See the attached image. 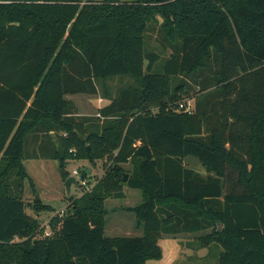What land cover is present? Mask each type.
I'll use <instances>...</instances> for the list:
<instances>
[{
	"label": "trees",
	"instance_id": "1",
	"mask_svg": "<svg viewBox=\"0 0 264 264\" xmlns=\"http://www.w3.org/2000/svg\"><path fill=\"white\" fill-rule=\"evenodd\" d=\"M77 94L108 102L79 114ZM32 158L103 172L43 224ZM125 187L142 233L108 236ZM198 232L214 264H264V0H0V264H147Z\"/></svg>",
	"mask_w": 264,
	"mask_h": 264
},
{
	"label": "rangeland",
	"instance_id": "2",
	"mask_svg": "<svg viewBox=\"0 0 264 264\" xmlns=\"http://www.w3.org/2000/svg\"><path fill=\"white\" fill-rule=\"evenodd\" d=\"M119 1H131V0H119ZM160 20V18H159ZM147 44L149 48H153L157 46L158 43V24H151L149 29L147 30ZM146 44V46H147ZM114 80L112 83H115ZM66 98L71 100L77 107V111L79 114H93L96 112V105L101 106L108 102L107 99L100 97L99 95H86V94H77V95H67ZM192 102V100H191ZM193 103V102H192ZM27 170L30 176L37 182V186L41 187V196L44 203H47L55 209L56 212L64 209L67 200L63 199V196H78L83 191L82 179L80 177L82 172L87 173L88 177L93 182L98 176H100L103 172L101 161L97 160L94 163L89 162L88 160H69L66 164V170L69 172L70 176H73L75 182L71 183L70 190L67 192L64 184V180L62 179L57 167L52 168L50 165H45L46 169H49L45 173H42L41 170H37L35 168V160H25L24 161ZM185 163L188 166H191L198 170L201 173H205L204 168L198 163V161L194 157H187L185 159ZM75 169L78 174H73L72 170ZM46 175V176H44ZM89 183H86L85 187H88ZM124 191L128 194L123 198H110L105 202V206L108 209V214L106 215V235L114 236L112 232L109 231L108 226L112 224L113 221L119 220L122 223H132L134 224V214L128 211H112V208H119L120 206L126 205H134L138 201H140L141 196L140 192L137 189H132L129 187H125ZM24 198L26 201L32 200V195L30 193V187H26V191L24 194ZM63 211V210H62ZM27 212L33 214L31 209L27 208ZM61 212V211H60ZM50 213H42L41 221L44 222ZM45 215V216H44ZM124 221V222H123ZM119 234V232H116ZM213 260L207 261L205 264H214ZM147 264H166L164 260H149ZM180 264H187L186 262H181ZM203 264V263H200Z\"/></svg>",
	"mask_w": 264,
	"mask_h": 264
},
{
	"label": "crops",
	"instance_id": "3",
	"mask_svg": "<svg viewBox=\"0 0 264 264\" xmlns=\"http://www.w3.org/2000/svg\"><path fill=\"white\" fill-rule=\"evenodd\" d=\"M95 107L97 109L100 106L96 105ZM26 160H35V168H37V170H41L42 173H45L46 171L49 170V169H46L45 165H50V166H52V168H54L56 166L58 169V162L54 159L32 158V159H26ZM24 165H25V163H24ZM25 168L27 170L26 165H25ZM27 173H28V175H29V177L33 183L34 190H35L36 194L38 195L40 200L43 202V199L41 196V192H42L41 187L39 188L37 186V182L30 176L28 170H27ZM44 176H46V175H44ZM27 186L30 187V184L28 183V181L25 182V191H26ZM30 193H31L32 198H33L34 194H33L31 187H30ZM130 193H133V192H130ZM130 193H128V194H130ZM128 194L124 191V197H126V195L128 196ZM140 196H141V194H140ZM62 198L65 199L66 196H63ZM44 204H47V203H44ZM127 206H132V205L129 204L126 206H120L119 208L113 207L112 211H119V212L121 210L127 211L124 209ZM51 208H52V211H41L40 213H38V217L40 219H41L42 213H47V212L50 213L47 216L48 218L43 222V224H46L48 219L51 216H53L54 214L63 210V209H61L60 211L56 212L55 209L53 208V206H51ZM108 212L109 211L107 209V214H108ZM128 212H130V211H128ZM105 219H106V216H105ZM108 229L110 232H112V234H115L114 236H125V235L134 236V235H140L142 233V229L136 225L135 215H134V224L122 223V221L120 222L119 220H116V221H113L110 226H108ZM106 232H107V228H106V220H105V234H106ZM116 232H119V234H116ZM200 234H202V232L179 233L176 235L163 234L162 237L159 239V242H158L160 247H161V250H162V257L159 260H164V262L166 264H180L181 262H183V263L186 262L187 264H200V263L205 264L210 259L213 260V262H216L217 251H215L214 249H210L209 247H203V248H196L195 247L194 240Z\"/></svg>",
	"mask_w": 264,
	"mask_h": 264
},
{
	"label": "built area",
	"instance_id": "4",
	"mask_svg": "<svg viewBox=\"0 0 264 264\" xmlns=\"http://www.w3.org/2000/svg\"><path fill=\"white\" fill-rule=\"evenodd\" d=\"M179 108H183V109L186 110V111H190V110L193 108V103L191 102V100H187V101H185V102L180 103V104H179ZM72 173H73V174H78V172H77L75 169L72 170ZM80 177H81V176H80ZM81 179H82V178H81ZM81 181H82V185H83V186H86L87 180H86V179H82ZM48 233H49V232H47V234H48Z\"/></svg>",
	"mask_w": 264,
	"mask_h": 264
},
{
	"label": "water",
	"instance_id": "5",
	"mask_svg": "<svg viewBox=\"0 0 264 264\" xmlns=\"http://www.w3.org/2000/svg\"><path fill=\"white\" fill-rule=\"evenodd\" d=\"M128 178V174L125 173L124 176H123V181H126ZM75 182V179L73 176H69L65 179L64 181V184H65V188H66V191L68 192L70 190V185L71 183Z\"/></svg>",
	"mask_w": 264,
	"mask_h": 264
}]
</instances>
